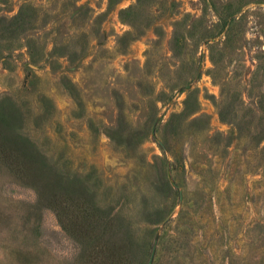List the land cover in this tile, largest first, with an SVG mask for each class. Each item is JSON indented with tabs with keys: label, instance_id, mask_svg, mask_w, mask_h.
<instances>
[{
	"label": "rangeland",
	"instance_id": "374dc122",
	"mask_svg": "<svg viewBox=\"0 0 264 264\" xmlns=\"http://www.w3.org/2000/svg\"><path fill=\"white\" fill-rule=\"evenodd\" d=\"M0 264H264V0H0Z\"/></svg>",
	"mask_w": 264,
	"mask_h": 264
},
{
	"label": "water",
	"instance_id": "95a60500",
	"mask_svg": "<svg viewBox=\"0 0 264 264\" xmlns=\"http://www.w3.org/2000/svg\"><path fill=\"white\" fill-rule=\"evenodd\" d=\"M154 245H155V243H154ZM154 245H153V250H152V253L154 252ZM151 258H152V256H151ZM151 258H150V261H151Z\"/></svg>",
	"mask_w": 264,
	"mask_h": 264
}]
</instances>
